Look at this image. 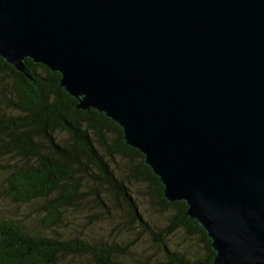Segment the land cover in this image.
Wrapping results in <instances>:
<instances>
[{
	"label": "water",
	"instance_id": "1",
	"mask_svg": "<svg viewBox=\"0 0 264 264\" xmlns=\"http://www.w3.org/2000/svg\"><path fill=\"white\" fill-rule=\"evenodd\" d=\"M0 56L116 122L213 264H264V0H0Z\"/></svg>",
	"mask_w": 264,
	"mask_h": 264
},
{
	"label": "trees",
	"instance_id": "2",
	"mask_svg": "<svg viewBox=\"0 0 264 264\" xmlns=\"http://www.w3.org/2000/svg\"><path fill=\"white\" fill-rule=\"evenodd\" d=\"M25 64L32 79L0 56V177L11 202L39 204L42 227L1 216L0 264H66L75 257L93 264H131L133 244L118 236L58 232L68 210L83 201L104 216L124 211L126 218L117 225L135 228L161 247V258L150 264H213L215 251L206 231L187 215L185 201L164 198L159 177L138 149L125 144L122 128L95 109H76L77 100L59 85V72L30 58ZM118 156L126 167H117ZM142 181L149 199L170 212L162 227L150 222L135 198L132 187ZM178 231L199 236L204 252L172 247L169 238Z\"/></svg>",
	"mask_w": 264,
	"mask_h": 264
},
{
	"label": "rangeland",
	"instance_id": "3",
	"mask_svg": "<svg viewBox=\"0 0 264 264\" xmlns=\"http://www.w3.org/2000/svg\"><path fill=\"white\" fill-rule=\"evenodd\" d=\"M61 137L62 134H59ZM117 167H126L127 161L122 157H116ZM4 183L0 177V217L15 218L25 220L28 226L42 227L41 216L36 213L39 204L30 205L16 204L6 198L3 192ZM135 198L138 200L140 208L145 212L150 222L156 226H164L170 212H163L159 206L152 202L147 194L148 186L146 182H139L133 185ZM69 218L58 227L61 235H72L73 233L82 234L89 232L100 238H116L117 236L125 243L133 244L134 257H130L131 264H150L158 257L161 258V247L155 243L149 235H143L137 229H129L124 224L117 225L118 219H125L126 213L104 216L97 212L96 207L90 201H83L75 209L67 212ZM121 226L122 230H118ZM169 243L181 251L192 254H201L204 252V245L199 236L189 237L184 231H178L169 238ZM66 264H93L89 258L75 257L68 259Z\"/></svg>",
	"mask_w": 264,
	"mask_h": 264
}]
</instances>
